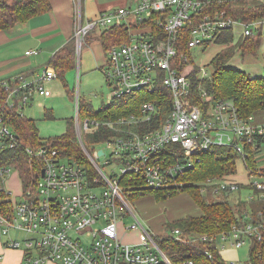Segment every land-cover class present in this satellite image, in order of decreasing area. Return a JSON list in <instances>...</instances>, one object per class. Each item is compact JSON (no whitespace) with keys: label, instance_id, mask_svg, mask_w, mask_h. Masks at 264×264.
I'll list each match as a JSON object with an SVG mask.
<instances>
[{"label":"built area","instance_id":"built-area-1","mask_svg":"<svg viewBox=\"0 0 264 264\" xmlns=\"http://www.w3.org/2000/svg\"><path fill=\"white\" fill-rule=\"evenodd\" d=\"M212 1L226 0H140L134 5L100 10L86 22L79 7L74 37L80 48L89 32L99 34L122 25L129 30L127 39L108 49L101 67L111 88L103 104L137 92L149 97L136 111L118 118L88 116L83 124L74 119L83 152L95 174L73 159L60 157L46 141L39 142L37 147H26V152L42 159L44 173L35 189H24L21 180L22 190L15 194L20 198L16 199L5 181L11 170L19 171L13 164L0 166V192H4L0 196V232L9 236L7 246L23 250V264H196L193 259L173 261L159 241L171 236L184 243L200 240L214 243L220 253L227 245L241 247L263 240L264 216L253 219L248 212L243 221L217 235L186 233L166 225L162 232H155L134 211L129 198L132 190L125 193L129 187L123 183L125 177L128 181L139 178L147 187L177 190L186 172L201 162L202 153L219 145L234 147L248 173L263 177L248 184L255 185L259 196H264V167L250 169L245 161L247 146L258 149L264 143V121H255L253 114L242 115L232 98H215L204 85L210 76L191 57L194 47L205 48L206 42L228 28L234 33L238 24V36H246L257 19L244 23L224 10L204 12ZM182 32L190 36L185 53H180L183 42L178 37ZM37 51L27 50L26 54ZM56 77L55 70L46 66L33 77L16 74L0 80V156L18 144L12 113L24 114L21 108L36 95L51 96L48 82ZM159 87L171 95L167 112L163 107L168 99ZM75 107L78 117V94ZM99 129L109 132L100 144L115 156V161L110 155L105 163L119 164L110 174L99 163L105 149L98 147L100 144L88 149L82 142V132ZM229 176L213 177L204 186L214 195L236 193L242 183ZM256 197L253 192L245 196ZM130 215L135 222L126 226L124 220ZM122 226L138 230L135 242L123 241L119 234ZM14 231L27 235L14 236Z\"/></svg>","mask_w":264,"mask_h":264},{"label":"trees","instance_id":"trees-1","mask_svg":"<svg viewBox=\"0 0 264 264\" xmlns=\"http://www.w3.org/2000/svg\"><path fill=\"white\" fill-rule=\"evenodd\" d=\"M80 9L82 14V0H80ZM50 10V0H0V30H8ZM220 10H224L227 15L238 21L252 23L256 19L264 17V0L212 1L203 9L204 12ZM128 35L129 30L125 25L113 26L103 29L98 35L89 32L85 41L87 43L88 39L97 36L106 56L112 45L121 43L127 39ZM189 38V32L179 34L178 39L183 42L182 52L180 51V53L189 51L187 48ZM261 38V27H252L249 34L243 37L240 36L236 41H234L232 28L222 31L213 41L225 44V46L212 58L211 63L214 71L209 79L204 80V85L215 98H232L242 115L253 114L255 119L260 115L258 121H264V71L262 75L254 76L243 69L227 65V62L238 51L242 55L252 54L256 56L260 48ZM73 39L74 37L69 38L49 57L47 62V66L53 68L57 77L63 81L65 80V74L76 67L77 51ZM213 41L206 42V46ZM35 72L22 71L18 74L29 76ZM158 91H161V94L168 99V105L163 107L164 111L167 112L171 105V102L169 103L171 95L163 87H159ZM69 92L73 99L75 96L74 90ZM155 94L157 95V93ZM147 97L149 96L145 93L137 92L125 97L113 98L108 104L102 103L99 107H95L90 101L81 99L79 95V114L85 117L118 118L121 115L136 111ZM45 115L52 117V111L47 109ZM11 123H13L19 137L18 144L16 147L6 150L0 156V166L15 165L19 171L24 189L29 187L35 189L40 178L41 168L44 165L42 159L31 156L26 152V147H37L39 142L46 141V144L58 150L60 157L73 159L85 165L92 174H95L89 158L81 148L75 132L73 117L67 120L66 129L62 134L44 140L39 136L34 118L26 114H20L15 110L11 115ZM107 135H109V132L99 129L95 132H82L81 137L84 145L90 149L102 143ZM256 149L251 145L246 148L248 155L245 161L250 169L258 167L255 158ZM239 157L240 154L234 147L216 145L202 153L201 162L195 164L186 172L181 178L183 185L177 190L147 187L139 178H132L128 181L125 177L123 183L126 186L129 185V187H125V193L131 189L129 198L134 201L147 195L160 200L187 191L199 206L201 212L198 215H185L171 223L167 222V225L169 227H180L186 233L217 235L233 223L243 221L245 212L251 214L253 219L264 216V196H259L260 189L255 185L242 183L236 194L225 193L221 198H215V195L210 191L211 188L204 186L205 181L208 179L236 173ZM203 187H207V190L202 191ZM243 189H250L257 197L254 199L243 197ZM209 191L211 194H209ZM0 196H4L3 191L0 192ZM159 242L165 253L173 261L193 259L196 264H227L215 248L214 243L200 240L184 243L173 239L172 236L165 237ZM249 255L251 264H264V238L261 241L253 240Z\"/></svg>","mask_w":264,"mask_h":264},{"label":"rangeland","instance_id":"rangeland-1","mask_svg":"<svg viewBox=\"0 0 264 264\" xmlns=\"http://www.w3.org/2000/svg\"><path fill=\"white\" fill-rule=\"evenodd\" d=\"M82 1L84 8L83 21L86 22L88 11L94 12L100 8L108 9L116 6L134 5L137 4L140 0ZM79 6V0H75V10L77 14L79 13ZM19 25H21V23L17 24L14 28L17 29ZM234 35L238 37V32H236V30H234ZM72 37H74V35ZM263 39L264 28H262L261 44ZM73 40L76 47L75 37ZM20 44V46L24 50L25 43ZM223 47L224 45L222 43L213 41L209 43L205 48L194 47L192 49L191 57L196 65L204 67L207 76H211L214 71L211 60ZM261 48L264 49V46ZM76 55V67L69 70L65 74L64 81L56 77L48 82V87L52 91L51 96L41 97L36 95L29 105L21 108V111L24 114L35 119L38 133L42 140L53 138L62 134L66 129L67 120L71 117H73L74 119L77 118L78 122L80 124H83V121H85L87 117L82 114H78V117H76V94H78V97L80 95L81 99L90 101L95 107H99L102 103L108 101L111 88L107 84L106 76L101 69L102 66H100L103 62L105 64L106 56L101 50L98 37L96 36L93 39H88L87 43L84 40L80 50L78 51L77 49ZM50 56L51 54L48 53L45 57V61L39 65L40 71L45 68L46 62ZM255 57L256 56L251 57V55L249 54L242 55L241 53H235V55L227 62V65L231 67H245L249 69L248 67L250 66V62L251 60H255ZM260 57L261 55L257 56V64L263 62ZM251 65L254 64L252 63ZM254 67L257 68L258 66L255 65ZM71 90H74L75 92V96L73 99L69 92ZM47 109L52 111V117H47L45 115V111ZM260 117L261 116L259 115V117L255 119V121H258ZM75 132L78 137L79 134L76 130V127ZM98 147H103L105 149V155H102L99 158V163L101 164L104 172L106 174H110L111 170H118V163H105L106 159H108V157L112 155L110 149L104 144H100ZM255 158L257 165L263 168L264 143H261L256 150ZM112 161H115V156L113 155ZM229 178L235 179L240 183L247 184L248 182L255 179H263V177H259L257 175H250L242 158L237 159V171L236 173L231 174ZM22 184L19 173L15 170H11L8 178L5 181V186L6 188L12 190V196H15V194H18L22 190ZM210 191L212 192V189ZM210 191L209 194H211ZM249 192H251L250 189H243V197L247 196ZM222 196L223 193H217L215 195V198H221ZM15 198L18 199L20 198V196L16 195ZM132 204L139 220L145 225L151 226L155 232H162L165 228L164 225L168 226L167 222L171 223L176 219L183 217L184 215H192L193 213L200 211L199 206L194 202L187 191H182L178 194L173 195L172 197L160 200L147 195L139 198L138 200H134ZM124 222L126 226H129L130 224L135 222V219L132 215H130L125 218ZM11 234L18 235L20 237H25L27 235L24 231H14L11 232ZM119 234L124 242L131 243L137 240L138 230L126 229L124 228V226H122L120 228ZM249 251L250 245L248 243H245L241 247L227 245L223 249H221L220 254L225 259L227 264H237V262H240V264H250Z\"/></svg>","mask_w":264,"mask_h":264},{"label":"crops","instance_id":"crops-1","mask_svg":"<svg viewBox=\"0 0 264 264\" xmlns=\"http://www.w3.org/2000/svg\"><path fill=\"white\" fill-rule=\"evenodd\" d=\"M50 2V11L30 18L28 21L21 23L17 29L14 28L16 27L15 25L8 30H0V80L14 76L22 71H30L31 73L36 71L32 75H29V77H33L40 71L39 65L45 61L47 54L50 53L52 55L74 35L76 18L75 0H50ZM100 10L103 9L100 8L94 12L88 11L86 19L93 17ZM82 15L84 18V8ZM257 27L264 28V17L257 19L255 28ZM240 30L241 25L238 24L236 32ZM234 37V41H236L240 36L234 35ZM263 42L264 39L258 50V55H261L260 58L263 62L257 64L258 55H256L255 60H251L249 69L245 67L237 68L250 72L254 76L262 75L264 71V49L261 48L264 46ZM20 43H25L24 50L20 46ZM99 44L105 55L100 41ZM223 45L225 46V44ZM32 49H37L38 51L26 54L27 50ZM237 53L241 52L238 51ZM249 55L254 57L252 54ZM252 63L254 65H251ZM255 65L258 67H254ZM200 212H195L192 215H198ZM8 239L9 236L0 232V264H23V250L7 246L6 241Z\"/></svg>","mask_w":264,"mask_h":264},{"label":"water","instance_id":"water-1","mask_svg":"<svg viewBox=\"0 0 264 264\" xmlns=\"http://www.w3.org/2000/svg\"><path fill=\"white\" fill-rule=\"evenodd\" d=\"M80 7V6H79ZM77 49H78V51L80 50V45L77 43V45H76V51H77ZM99 154H102L103 153V151H102V149H99ZM41 173L43 174L44 173V169H42V171H41Z\"/></svg>","mask_w":264,"mask_h":264}]
</instances>
